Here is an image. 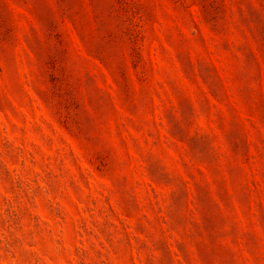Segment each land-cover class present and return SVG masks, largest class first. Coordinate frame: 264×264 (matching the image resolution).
I'll return each mask as SVG.
<instances>
[{
	"label": "rangeland",
	"instance_id": "374dc122",
	"mask_svg": "<svg viewBox=\"0 0 264 264\" xmlns=\"http://www.w3.org/2000/svg\"><path fill=\"white\" fill-rule=\"evenodd\" d=\"M0 264H264V0H0Z\"/></svg>",
	"mask_w": 264,
	"mask_h": 264
}]
</instances>
